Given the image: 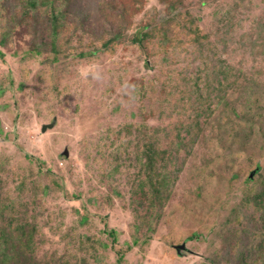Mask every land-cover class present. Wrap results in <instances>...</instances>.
Returning a JSON list of instances; mask_svg holds the SVG:
<instances>
[{"label":"rangeland","instance_id":"1","mask_svg":"<svg viewBox=\"0 0 264 264\" xmlns=\"http://www.w3.org/2000/svg\"><path fill=\"white\" fill-rule=\"evenodd\" d=\"M35 3L0 0V264H264V0Z\"/></svg>","mask_w":264,"mask_h":264},{"label":"trees","instance_id":"2","mask_svg":"<svg viewBox=\"0 0 264 264\" xmlns=\"http://www.w3.org/2000/svg\"><path fill=\"white\" fill-rule=\"evenodd\" d=\"M27 1V4L28 5H30V6H32V7H35V0H26ZM146 35V34H145ZM261 199H263V198H259V197H256V196H253V200H255V204H256V206H259V205H261ZM258 201V202H257ZM260 207V206H259ZM112 234V233H111ZM117 261V264H120V262H121V258L120 257H118V259L116 260ZM242 264H244V263H242ZM252 264V263H251Z\"/></svg>","mask_w":264,"mask_h":264},{"label":"water","instance_id":"3","mask_svg":"<svg viewBox=\"0 0 264 264\" xmlns=\"http://www.w3.org/2000/svg\"><path fill=\"white\" fill-rule=\"evenodd\" d=\"M178 248H182V247H178ZM178 248H176V249H178Z\"/></svg>","mask_w":264,"mask_h":264}]
</instances>
